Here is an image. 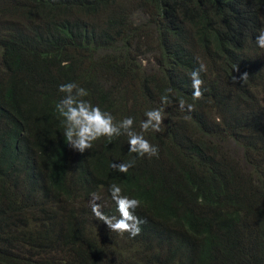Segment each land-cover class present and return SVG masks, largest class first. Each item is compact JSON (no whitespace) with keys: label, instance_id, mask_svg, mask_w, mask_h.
I'll return each mask as SVG.
<instances>
[{"label":"trees","instance_id":"16d2710c","mask_svg":"<svg viewBox=\"0 0 264 264\" xmlns=\"http://www.w3.org/2000/svg\"><path fill=\"white\" fill-rule=\"evenodd\" d=\"M262 28L264 0H0V264H264ZM68 82L137 132L163 109L144 133L158 157L123 134L83 153L67 144L56 104ZM113 183L140 201L134 238L91 211L96 193L119 217Z\"/></svg>","mask_w":264,"mask_h":264},{"label":"clouds","instance_id":"9594fccd","mask_svg":"<svg viewBox=\"0 0 264 264\" xmlns=\"http://www.w3.org/2000/svg\"><path fill=\"white\" fill-rule=\"evenodd\" d=\"M256 44L259 48L264 49V28L259 30L256 36ZM145 65L147 64L144 61ZM67 64V62H65ZM239 69H237L238 71ZM205 71V66L200 64L190 73L193 100H199L203 96L202 86L204 84L201 73ZM249 77L247 72L240 77H233L234 82L246 81ZM59 92L64 93L63 98L56 104V110L63 117L65 142L72 148L81 153L90 149L93 143L103 137L111 140L114 136L127 135L129 151L136 153L140 157L145 155L151 157L159 155V147L151 144L145 138L144 133L149 130L159 132L164 122L163 109H151L145 112L146 119L140 123V132L134 130L133 125L135 118L126 117L120 122H116L110 112L103 111L98 105H93L90 101L84 100L88 91L74 82H68L59 86ZM172 89H166L165 95L161 97L164 103L168 102L167 93ZM180 110L187 109L192 111L193 104H186L185 100H178ZM135 164V160L116 163L113 162L111 167L121 173H127ZM109 192L112 200L117 206L119 217L106 215L102 209L103 205L97 203L101 200L100 195L93 193L91 201V211L94 216L102 221L111 232L121 235L128 233L132 238L141 233L140 225L143 223L136 215L134 210L140 207V201L136 198H130L123 194L122 188L118 184H111Z\"/></svg>","mask_w":264,"mask_h":264},{"label":"rangeland","instance_id":"374dc122","mask_svg":"<svg viewBox=\"0 0 264 264\" xmlns=\"http://www.w3.org/2000/svg\"><path fill=\"white\" fill-rule=\"evenodd\" d=\"M139 17H141V18H143V19H146L147 18V16H146V14L145 13H142V15H138V16H135L134 18L135 19H138ZM152 53L151 52H149L148 54L147 53H139L138 54V56L136 57V59L138 60V59H142L143 58V63H144V61H146L147 62V64L145 65V63H144V66L145 67H148L149 66V64H150V62L148 61V57L151 55ZM232 151V152H234V153H237L238 151H239V149H238V147L236 146V145H234V144H232L231 146H230V148H229V151Z\"/></svg>","mask_w":264,"mask_h":264}]
</instances>
